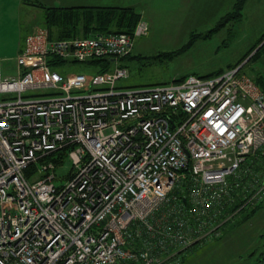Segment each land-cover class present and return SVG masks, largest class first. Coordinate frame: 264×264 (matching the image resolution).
Here are the masks:
<instances>
[{
	"label": "built area",
	"instance_id": "2783aa9c",
	"mask_svg": "<svg viewBox=\"0 0 264 264\" xmlns=\"http://www.w3.org/2000/svg\"><path fill=\"white\" fill-rule=\"evenodd\" d=\"M148 33L142 18L64 39L34 25L15 76L0 59V264H182L263 204V89L240 66L121 85ZM73 62L94 70L60 71Z\"/></svg>",
	"mask_w": 264,
	"mask_h": 264
},
{
	"label": "rangeland",
	"instance_id": "374dc122",
	"mask_svg": "<svg viewBox=\"0 0 264 264\" xmlns=\"http://www.w3.org/2000/svg\"><path fill=\"white\" fill-rule=\"evenodd\" d=\"M202 1L196 0L195 6ZM224 1H230L231 5L226 9L216 6L218 10L209 15H163V27L157 21L147 35L136 39L132 56L123 59L130 75L120 84L130 87L167 84L180 76H207L238 64L264 34V0H246L242 15H231L236 11L237 0ZM113 4L129 3L128 0L101 3ZM35 9L38 15L22 11L17 15H0L2 78L17 74L14 55L22 36L34 25L44 24L45 8ZM92 70L90 63L85 62H73L60 69L64 73ZM241 71L251 77L264 76V48ZM71 167L67 160L56 173L69 174ZM67 179L68 176L64 177V181ZM236 223L226 224L220 238H207L187 249L182 264H254L258 250L264 247V202L248 221L240 226ZM255 248L257 252L250 256Z\"/></svg>",
	"mask_w": 264,
	"mask_h": 264
},
{
	"label": "trees",
	"instance_id": "16d2710c",
	"mask_svg": "<svg viewBox=\"0 0 264 264\" xmlns=\"http://www.w3.org/2000/svg\"><path fill=\"white\" fill-rule=\"evenodd\" d=\"M245 1L246 0H237L234 3V6H236V11H234V14L231 13V15H242L241 10L244 6ZM39 6L45 8L44 26L50 29V33L52 36H55L60 39L70 38L79 35L86 36L98 32H114V33L125 32L132 34L137 25V22L141 18L140 14L133 7H122V6L49 7L41 3H39ZM220 24H223V22H220ZM257 47L258 49H256ZM263 48H264V34L262 35L260 41L248 52V54L238 64L232 66V68L240 66L239 71L243 73L241 70L244 67V65L247 62L253 60ZM124 58L121 59L122 63ZM244 59H246V61L243 64H241V62ZM91 62L97 65L98 67H100L98 71H106L110 69L113 65V60L111 58L93 59ZM221 72L222 71H218L204 77H210L219 74ZM184 77L185 76H182L179 77L178 79L182 80L184 79ZM253 78L264 91V76L261 75ZM60 157L61 160L59 159L58 162H62L64 161V159L66 160V153L61 152ZM261 206L262 205L259 204L254 208H252L251 210H248L245 213H243L244 214L243 218L239 219L238 223L236 224L240 226L242 222L248 221L253 216V214H255L256 210ZM255 257L257 259L254 264H262L264 260V247L258 250V253Z\"/></svg>",
	"mask_w": 264,
	"mask_h": 264
},
{
	"label": "crops",
	"instance_id": "0c3cea01",
	"mask_svg": "<svg viewBox=\"0 0 264 264\" xmlns=\"http://www.w3.org/2000/svg\"><path fill=\"white\" fill-rule=\"evenodd\" d=\"M119 0H0V15H17L19 11L26 15H38L39 3L49 7L72 6H122L133 7L149 24V31L160 24L163 27V15H209L218 10L216 6H230L231 2L224 0H203L196 6V0H128L129 4L101 5V3L116 2ZM67 4V5H63ZM43 8V7H41ZM5 23V22H4ZM3 25V24H2ZM28 33V32H27ZM26 33V34H27ZM25 36H22L16 48V54L20 50ZM132 54H130L131 57ZM124 63V62H123ZM182 77V76H180ZM178 78V77H177Z\"/></svg>",
	"mask_w": 264,
	"mask_h": 264
},
{
	"label": "water",
	"instance_id": "95a60500",
	"mask_svg": "<svg viewBox=\"0 0 264 264\" xmlns=\"http://www.w3.org/2000/svg\"><path fill=\"white\" fill-rule=\"evenodd\" d=\"M112 60H113V59H112ZM256 252H257V248L254 249L253 254L250 255V256H253ZM262 264H264V260H263Z\"/></svg>",
	"mask_w": 264,
	"mask_h": 264
}]
</instances>
